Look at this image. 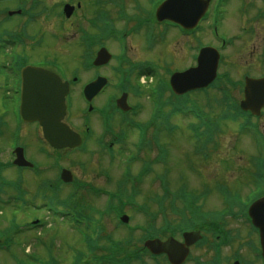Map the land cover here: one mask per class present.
Returning <instances> with one entry per match:
<instances>
[{
  "label": "rangeland",
  "instance_id": "rangeland-1",
  "mask_svg": "<svg viewBox=\"0 0 264 264\" xmlns=\"http://www.w3.org/2000/svg\"><path fill=\"white\" fill-rule=\"evenodd\" d=\"M82 1V8L75 19L78 20L82 16V19L80 20L82 25L88 26V20L85 18V14L89 15L91 13V0ZM23 2H25V0H0V10L7 9V12L9 10H15V8ZM47 3L53 10L58 9V2H56V0H50ZM233 3L231 6L227 7L228 14L225 24L221 28V33L230 37H239L237 39L242 38V40L239 41L238 52L242 51V53H244L247 49L245 45L255 43L258 39L259 42H257V46L260 47V44L264 41V20H258L257 14L259 12H264V0H258V4H255L253 7L243 8L241 6L242 11L237 3ZM234 9L236 10L233 14L232 11ZM230 14L233 17H229ZM1 19H3V17H1L0 20ZM4 20L6 23L4 24V28L11 31L20 29V27H16V24L20 23V17L7 16L6 18L4 17ZM244 26L251 31V37L249 39H247L249 35H244L242 31H239V28ZM60 27H62L60 21L51 14V10H49L48 13L46 12L41 19L36 20L34 23H30L29 33L36 36V38L43 36L46 41L45 46H42V48H35L31 43H28V46L32 47L27 48L26 52L30 55L32 61H39L44 58L59 59L64 65L65 73L70 75L78 69H83L85 65L84 47L80 42L79 34L76 32V29H74L75 20L70 21L69 29L67 28L62 31ZM175 33V31H171L169 37L173 36ZM207 39L209 42L212 41L211 36H208ZM180 41H182V43ZM49 44L50 46L46 47ZM45 47L46 49H44ZM161 49L170 52L167 53L168 55H171V58H168V61H175L176 69L180 70L187 66L185 63L186 57L181 54L183 50L187 49V45L180 37H171L167 40L166 44L162 45L161 48H158V51ZM21 51L24 52L25 49L23 48ZM0 55H3V53ZM155 55L157 56L154 58V61L158 58V54L156 53ZM148 57V53L143 54L139 52L137 57L131 53V59L134 61H144ZM164 61H167V59ZM90 73L91 72L88 71L81 72L83 78H89ZM189 97L190 98L177 99L176 102L184 107L185 110H190L195 104L193 100L197 101V105L204 106L203 109L205 112H209L217 118L216 115L218 114L219 108L217 107L216 102H208V98L204 97L202 91H194ZM142 101L144 103V109L142 111V117L139 119L146 121V117L151 111V102L146 98L142 99ZM166 109L168 110V108ZM3 116L7 121H10L13 127L12 118L5 114ZM188 119L191 122L195 121L190 115L187 119L185 116H177L174 122L181 126L174 130L175 132L177 131V133L170 135L165 132L164 139L167 143L164 142V144H167L171 151L168 150V155L165 159L166 164L163 165L153 162L156 159V149L151 151L147 149L142 151L141 155H139L138 153L135 154L131 148L122 151L124 153L123 159L126 157L123 162L121 161L120 156L116 155L114 158L115 162L110 164L107 159L108 157L102 155L103 152L100 149V155L95 154V151L98 149L95 140L99 136V129L98 131L94 129L97 136L94 140L89 142V144L93 143L91 147V150L93 149V151L88 153H81L79 150L66 151L62 153L61 160L69 169H73L74 166L75 170L72 171H76L75 176H77L79 180L86 181L98 189L111 188L112 190H117V181L122 180L124 175L127 174V177L132 175V177H137L146 170L147 172L142 177V181L136 183L139 184L137 188L140 192L137 197H135V203L145 205L150 211L156 212L157 226H163L166 220L165 216L159 214L160 212L163 214L164 211H161L159 208L158 205L160 203L158 202L157 197L159 196L160 200H162L167 196L163 188L164 184L163 186L161 184V182H164V179L162 177L160 182L158 178L160 174H166L168 186L164 187L168 188L170 192L178 191L183 186L186 187L189 193L193 194H199V191H203L206 187L213 191L215 190L214 193L211 191L213 193L212 196L202 200V207H199L194 213L197 215L196 219L220 225L222 218L227 216L223 213L225 208L221 203L220 196L216 189L219 185L226 184L230 186L233 193L236 192V194L241 195V198L244 200L246 199L247 193L255 187V181L252 178V174L255 171V161L257 156L255 144L253 139L249 136L237 135L235 126L227 123L224 124L221 136L218 138V149H214L216 153L212 154L208 160L204 159L202 155L195 153L199 143L193 141V138L191 137V135L195 136V132L189 129L187 125L189 122ZM260 124L264 127V118ZM94 126L95 128L97 127L96 124ZM231 136H234V138ZM36 147L37 150H39V146L36 145ZM33 157L44 166L48 167L51 163L50 160L45 161V158H43L40 153L33 155ZM161 157L164 158L163 155H161ZM107 170L111 175V181L104 175V172ZM6 171L3 173V176L7 175L10 183L6 182V185L3 186L0 191L1 199L3 200L11 198L12 194H18L16 189H20L23 192H28V190H30L34 193L36 192L37 182H40L46 177L54 178V176L57 175L56 169H43L40 177L30 176L31 171L24 169L20 170L13 168L8 171L7 174ZM20 176L24 178L22 179V183L16 181ZM64 187V197H66L72 191L71 187L73 186H69L70 188H67V186ZM127 190H132L131 183L127 186ZM85 194L90 193L87 192V190L80 189L77 199H81V196H87ZM90 196L91 199L88 202V205H90L89 208L93 209L92 213L97 218L101 219L102 231L105 234L112 235L113 240L116 242L123 241L121 245L124 250H129V245L132 243L131 238L128 236L129 233L123 227L118 226L117 220L114 219L112 215L109 216L104 213L107 206V196L103 194H92ZM13 197L15 199L22 198L20 195H13ZM36 200H38L39 205L40 203L53 205L49 200L43 202V198ZM180 202L181 201L176 203L179 207H183L184 204ZM169 203L170 200H165L166 206H169ZM0 211H2L0 212V229H8L10 228V225L13 228V243H10V245L12 252L18 256V259H22L18 262L27 263L23 260H28L30 262V254L26 253V250H30V252L35 251L39 253V255H46L49 248L52 250H55L56 248V255L60 254L68 259L71 244H74L75 242L78 243V240L82 237L84 229L88 225L85 223L80 227H75L72 224V227L68 220H64L61 216L56 215L53 212L48 213L46 211V206L35 208L32 207V202L27 205L25 200H22L16 206L2 203ZM125 211L131 216V222L134 226H145L152 223L145 214L140 213L131 205L126 206ZM32 217L43 218L45 225L36 231H24L23 229L27 226ZM168 217L171 218V220L179 219V216H172L169 214ZM231 224L236 230L240 229L241 234H243V230L245 232V228L248 233V226L243 220H233ZM188 228L191 229V226H188ZM135 234L138 235V232ZM138 238H140V235L135 238V241H138ZM2 239H6V237L2 236ZM236 244L238 245L239 243ZM26 247L28 248L25 249ZM0 255L5 257V259L3 257L0 259V264H14L10 260V254L0 252ZM228 257L231 256L227 255L224 258V264H233L229 261ZM245 259H248V257Z\"/></svg>",
  "mask_w": 264,
  "mask_h": 264
},
{
  "label": "flooded vegetation",
  "instance_id": "flooded-vegetation-1",
  "mask_svg": "<svg viewBox=\"0 0 264 264\" xmlns=\"http://www.w3.org/2000/svg\"><path fill=\"white\" fill-rule=\"evenodd\" d=\"M163 1L165 0H91L92 18L95 21L106 20L111 24L115 23L117 29H119L116 31L122 35L126 43L127 59H129V54L131 53H133L135 57L139 55V52L149 54V57L144 61H140V63L145 66L148 75H154L152 78L154 82L149 85L139 86V92L129 89V91H127L129 95L128 98H151L160 88L161 79L163 80L168 75L166 72L176 69L175 61H168V58H171V55L167 54L169 51L163 49L158 51V48L166 44L167 40L173 36H178L185 42L187 49L183 50L181 53L186 57L185 63L187 66L184 67V69L191 67L194 63V53L198 45V40H205L207 38L209 28L215 20L217 29L220 30L223 27L228 14L227 9H224L223 6H231L235 1L234 3H237L240 7H251L257 0H220V8L217 9L216 12L212 11L210 15L206 14L202 19L200 25V29L202 30L200 32L186 30L169 20L160 21L157 17V10ZM235 10L232 11L233 14ZM229 17L233 16L230 14ZM124 28L126 29L120 30ZM171 31H175L176 33L169 37ZM239 31H242L244 35H249L247 39L251 37V31L247 27H240ZM237 38L239 37H235L233 49L229 52L228 56H224L223 53L221 55V80L231 93H237L232 94L230 96L231 98H242L244 96L248 77L264 78V41L260 44V47L257 46L259 39L256 40L255 43L245 45L247 49L242 53V51H237L239 41L242 40V38ZM180 42L182 43V41ZM156 53L158 54V58L154 61V58L157 56L155 55ZM165 59H167V61H164ZM155 75L159 78H156ZM0 98L18 97L17 95L0 94ZM5 108L7 109V105ZM3 115L4 108H0V117H3ZM179 240L180 242H184L183 239ZM144 246L145 242L143 239H138L136 243L137 251L139 252L141 247L145 250ZM226 247L225 245L222 246V253L218 256L217 260L216 252L210 244L199 247L190 245L189 255L191 251V254L196 259L194 261H188V256L181 264H224V258L227 255L231 256L228 257L231 262V259L237 252H240L244 262L251 264L257 262V258L254 257L252 252L246 247L242 249L232 245L228 246V249ZM246 257H248V259H245ZM140 258L144 259V256ZM164 259L165 258H160V262L162 264H167ZM158 263L159 262H155V264ZM147 264H149V262Z\"/></svg>",
  "mask_w": 264,
  "mask_h": 264
},
{
  "label": "bare ground",
  "instance_id": "bare-ground-1",
  "mask_svg": "<svg viewBox=\"0 0 264 264\" xmlns=\"http://www.w3.org/2000/svg\"><path fill=\"white\" fill-rule=\"evenodd\" d=\"M49 46H50V45H49ZM49 46H48V47H49ZM7 138H9V134H7Z\"/></svg>",
  "mask_w": 264,
  "mask_h": 264
}]
</instances>
